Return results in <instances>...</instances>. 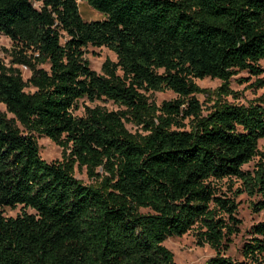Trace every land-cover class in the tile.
I'll return each instance as SVG.
<instances>
[{"label":"trees","instance_id":"1","mask_svg":"<svg viewBox=\"0 0 264 264\" xmlns=\"http://www.w3.org/2000/svg\"><path fill=\"white\" fill-rule=\"evenodd\" d=\"M79 1L102 19L83 21ZM0 35L12 43L0 59V209L22 210H0V264H173L163 241L193 227L214 252L204 264H264V218L240 261L223 257L235 198L264 212V98L225 100L239 72L238 84L263 86L264 0H0ZM88 46L115 60L94 72ZM204 78L220 86L202 108ZM164 90L175 98L158 106L146 95ZM35 136L60 160H43Z\"/></svg>","mask_w":264,"mask_h":264},{"label":"rangeland","instance_id":"2","mask_svg":"<svg viewBox=\"0 0 264 264\" xmlns=\"http://www.w3.org/2000/svg\"><path fill=\"white\" fill-rule=\"evenodd\" d=\"M78 13L83 21H96L101 20V14L89 8L84 2L77 3ZM11 41L0 35V59L8 65L10 58L7 54V51L11 48ZM85 60L88 62V66L91 70L96 73H100V66L105 60L114 61V55L107 49L86 47ZM257 65L262 69V74L258 77L262 79L263 86L261 88H247L246 85L253 81V78H250L246 84H238L234 79L239 77H247L246 73L239 72L233 78L229 80L228 90L232 92L231 97L228 96L225 100L229 103H239L244 104L247 101H252L258 97L264 98V60L257 62ZM21 76L23 80H26L30 76V72L25 67H19ZM194 83L198 87L199 91L194 95V98L199 102L202 108L209 106L214 100V93L216 89L220 86V82L217 80H210L204 78L202 80H194ZM149 101L153 102L158 106L163 101H170L175 98V95L168 90L161 92H153L146 94ZM236 98H232L234 96ZM83 105L89 106L87 102H81ZM99 107H103L106 110H116V107L109 101H98L94 103ZM0 112H5V107L0 104ZM9 116V115H8ZM10 117V116H9ZM125 128L132 132L134 128L127 124ZM38 147L39 154L41 158L47 162L53 160H60L61 149L53 145L51 141L42 136H35ZM257 149L264 152V139H261L257 143ZM253 162L242 166L243 170L250 169ZM73 177L79 180L83 184H89L85 176L83 168L78 169L75 165L72 168ZM237 202L236 208V217L240 222L238 228V234L232 237L231 244L228 249L223 252V257H228L234 261H240L241 257L239 255V250L241 245L246 239H248L249 228L261 221L264 218V212H259L258 214H253L249 208V199H247L243 194L235 198ZM5 217H15L21 213V206H17L14 209L5 207L0 209ZM162 245L171 253L173 264H204L207 259L214 255V252L207 245H197L196 243V228L193 227L191 230L186 232L180 237L177 238H168L163 241ZM264 256V253H263Z\"/></svg>","mask_w":264,"mask_h":264}]
</instances>
